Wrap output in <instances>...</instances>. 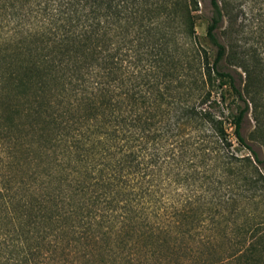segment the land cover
Masks as SVG:
<instances>
[{
    "label": "trees",
    "instance_id": "obj_1",
    "mask_svg": "<svg viewBox=\"0 0 264 264\" xmlns=\"http://www.w3.org/2000/svg\"><path fill=\"white\" fill-rule=\"evenodd\" d=\"M229 3L210 62L197 0H0V264H264V55Z\"/></svg>",
    "mask_w": 264,
    "mask_h": 264
},
{
    "label": "rangeland",
    "instance_id": "obj_2",
    "mask_svg": "<svg viewBox=\"0 0 264 264\" xmlns=\"http://www.w3.org/2000/svg\"><path fill=\"white\" fill-rule=\"evenodd\" d=\"M197 9L193 11L195 14V31L197 37V44L201 50L205 49L210 62L213 61L216 55V47L212 45L207 39L206 30L212 16V6L210 0H197ZM229 9L233 16L232 24L230 25L228 19L225 18L222 26L217 30L220 38L226 40L231 37L233 42L236 43L237 50L242 53L251 54L253 49L257 48V52L264 55V0H230ZM223 31H227L223 34ZM226 66V63H223ZM228 69L235 75L238 85L243 87L245 74L240 68L228 67ZM223 91L225 100L221 101L220 93ZM212 91V98L220 100L217 106V113L220 118H223V123L231 138L232 145L230 150L237 156L251 155L250 151L238 144L234 135V127L227 116V106L232 107L236 111V104L243 105L241 100H238L235 95L230 91L228 86L223 87V90ZM254 128V122L250 116H244L242 124V133L248 140L251 130ZM250 141V140H249ZM263 157L262 151L260 152ZM242 162V161H241ZM240 162V163H241ZM257 214V222L264 221V195L258 197L252 205ZM242 214L238 222L244 219ZM264 230V223L261 226ZM231 229L226 227V235L224 239L228 238ZM232 235V233H231Z\"/></svg>",
    "mask_w": 264,
    "mask_h": 264
}]
</instances>
